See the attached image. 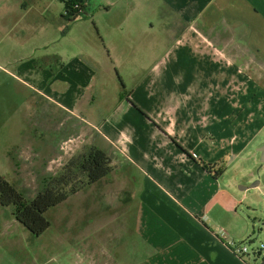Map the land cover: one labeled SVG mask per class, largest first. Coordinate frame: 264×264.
Returning <instances> with one entry per match:
<instances>
[{"label": "crops", "instance_id": "0c3cea01", "mask_svg": "<svg viewBox=\"0 0 264 264\" xmlns=\"http://www.w3.org/2000/svg\"><path fill=\"white\" fill-rule=\"evenodd\" d=\"M126 2L121 7L123 12L143 11L137 0ZM86 4L89 7L88 0ZM146 6L148 11L158 13L162 9L175 28L180 23H205L214 29L225 23L229 28L245 29L250 72L241 79L242 86L240 82L237 86L243 93L251 85L261 86L264 91V0H148ZM99 9L110 11L105 4ZM3 24L0 23V33L7 34L12 46L16 40L25 41L16 31L17 23H7L6 27ZM114 24L120 29L127 23ZM69 25L73 24L65 27L56 23L53 27L48 23H25L24 31L36 40L23 45V49L31 48L25 58L14 57L0 46V74L7 76L0 84V175L18 189L23 187L18 184L22 163L47 171L48 153L42 144L45 133H35L34 117L52 107L95 125L102 114L97 94L105 103L110 100L107 93L105 99L104 96L110 77L117 74L113 58L121 52L120 47L110 48L106 38L109 31L99 26L93 51L82 52L79 46L70 50L75 40L68 39L73 32ZM188 29H193L192 24ZM173 32L177 35L176 29ZM143 33L142 30L136 39L141 40ZM237 54L239 60L245 59ZM7 66L16 69L9 71ZM174 74L172 81L160 83L171 88L168 95L157 88L163 98L160 101L148 102L150 96L137 100V91L126 100L123 93L110 100L115 103L112 112L95 126L101 128L103 140L115 146L119 168L129 163L132 170L116 173L119 178L112 179L119 169L113 165L114 171L107 179L49 212L52 226L36 240L52 236V253L71 254L69 261L55 264H264V252L259 256L235 255L217 234L223 230L228 239L237 243L254 241L256 222L264 223V203L251 195V186L228 185L223 179L225 171L216 176L227 156L234 163L252 151L264 130V100L254 106L247 121L241 118L244 103L233 106L237 107L233 119L228 118L230 113L223 112L218 99L215 109L208 104L212 99L206 97L200 109L193 111L185 100L178 101L176 96L173 100L174 87L181 84L177 80L182 81L183 70ZM219 76L223 78L221 70ZM185 87V93L192 90L191 83ZM205 106L212 110L204 112ZM25 107L17 121L18 110ZM163 108L176 110L165 116L158 111ZM33 139H39V148L26 146ZM202 162L215 168L207 171ZM115 189H119V195ZM33 238L11 208L0 203V264H13L7 262L13 253L23 255L18 264H54L51 260L41 261L39 252L32 256Z\"/></svg>", "mask_w": 264, "mask_h": 264}, {"label": "rangeland", "instance_id": "374dc122", "mask_svg": "<svg viewBox=\"0 0 264 264\" xmlns=\"http://www.w3.org/2000/svg\"><path fill=\"white\" fill-rule=\"evenodd\" d=\"M126 1L88 0L89 7L87 8V13H84L79 21L68 27L73 28V32L69 34L68 39L75 40L72 43L74 49L69 48L70 50H75V47L79 46L82 52L88 53L93 51V41L96 42L98 38L96 31H98L99 26L105 32L109 31L106 34V38L109 41L108 46L110 48L120 47L119 51L121 52L114 54L113 58V62L118 67L117 74L115 73L113 77H110L111 81L108 87L106 86L107 90L104 99L106 98V93L107 98L110 100H114L118 95L120 96L123 93L126 94V100V96L130 97L133 91H137V100L142 99L144 96H150L148 102L154 101V99L160 101L163 98L160 92H157V88H162L165 95H168L171 90L169 87H163L160 84L161 81H167L168 79L172 81L176 76L174 73L181 69L183 70L182 77H180L182 81L177 80L181 84H176V87H174L173 100L175 98L178 101L185 100L183 102L187 103V108L195 111L197 108L200 109L206 97L209 100L212 99L208 104L211 105L212 109H215L214 104L218 99V103L223 106V112L230 113L229 119H233L232 115L236 112L235 109H237V107L233 106L244 103L246 106L245 111L241 114V118L246 121L249 119V115L255 110L254 106L264 100V91L261 86L256 88L254 85H251V88L243 93L237 86L239 82L242 86L241 79L247 77L246 74L250 72L247 66L248 49L247 32H245V29L241 27L236 29L229 28L225 23L217 24L214 26V29L206 27L205 23H180V27L175 28L172 27L175 23H168V15L162 9L160 13L148 11L146 8L148 0H137V3L143 8V11L139 12H123L121 7L127 4ZM101 4L109 6L110 11L100 10L99 6ZM64 17L65 5L63 0H0V23H4L5 27L8 25L7 23H17L16 31L20 33V38L25 40L23 43H18V40H16L17 44L12 46L11 43L7 42L9 40L7 34L0 33V46L6 47L5 51L14 57L17 56L19 59L25 58L31 52V48L23 49V45L25 46L27 43L36 41L34 35L24 31L25 23H48L49 26L52 25L53 27L57 23V25L63 24L66 27L70 22ZM114 23L127 24L123 28L116 29ZM191 24L193 29H188ZM173 29L177 30V35L173 32ZM142 30L144 32L142 39H136V36L140 35ZM184 35L187 36L186 39H183ZM201 36L205 37L209 42H206ZM180 40L182 41L179 42ZM56 50H61L60 46ZM51 51H54V49L51 48ZM196 52L203 53L202 55L205 56L198 55ZM237 52H239L241 57L245 56V59L239 60ZM116 55L119 57H116ZM140 55L143 58H139ZM137 56L138 58H136ZM206 56H208L207 59L205 58ZM5 68L9 71L16 69L14 66H7ZM220 70L223 74L222 79L219 76ZM238 70L240 74H236ZM6 78L7 76L1 73L0 84H3ZM190 83L192 90L185 93L187 87L184 88V86L187 84L189 86ZM99 95L100 93L96 97L99 98V105L102 106L100 108L102 114L94 122L98 126L112 112L111 110L115 104L110 100H107V103H105ZM254 99L256 100L254 101ZM206 109L208 110L206 107L204 112ZM25 110L26 107L18 110L17 121L22 118L19 113H24ZM175 110L167 108L158 109L165 116H168V111L174 113ZM261 120H264V117ZM33 121L35 123L33 125L36 129H33L36 131L35 133H45L42 144L47 149L48 160L47 171L35 170L37 166L30 165L27 162L19 166L22 169L19 173L21 175L20 180H23L21 184L19 180L18 184L23 186L20 190L24 191L29 198L37 194L43 177L56 175L61 172L70 160L82 154L89 146L95 145L107 150L112 159V166L114 165L115 168H119V156L114 154L116 148L114 145L111 146L109 142L103 140V132L100 127L63 114L52 107H48L45 113L42 112V116L34 117ZM223 124L226 126L225 119ZM23 126V124L20 125V130H22ZM258 129L256 127L257 131ZM103 130L110 135L108 128L104 127ZM39 144V139H33L26 146L39 148ZM263 147L264 130L253 143L250 153L247 152L234 163L228 160L230 156H227V161L224 160L220 163V168L225 171L223 179L230 186V183H233V186L235 185L239 188V186H252L259 182L257 188L250 189L249 191L261 204L264 203V154L258 150L263 149ZM118 170H116L112 179H118V173L130 172L132 166L129 163L121 164ZM91 187L89 186L84 189L83 192H87ZM115 190H117L115 194L119 195V189ZM54 210L55 208L51 212ZM256 224V234L252 246L258 247L264 244V223L260 221L259 223L256 222ZM51 238L52 236L50 237L49 235L41 240H36L38 238L34 237L31 250L32 256L39 252L41 261L44 259L51 260L52 263L56 261H69L71 257L70 252L64 254L52 253L54 251L50 247ZM22 260V254L14 255L13 253L7 262L18 264Z\"/></svg>", "mask_w": 264, "mask_h": 264}, {"label": "trees", "instance_id": "16d2710c", "mask_svg": "<svg viewBox=\"0 0 264 264\" xmlns=\"http://www.w3.org/2000/svg\"><path fill=\"white\" fill-rule=\"evenodd\" d=\"M65 19L70 24L79 21L87 13V0H63ZM203 168L211 171L215 165L202 162ZM114 171L112 159L107 150L92 145L77 157H74L56 175L43 177L37 194L29 198L5 177L0 175V203L11 208L17 221L34 237L40 238L52 226L48 213L65 203L70 197L89 186L107 179ZM224 170H218L216 176H222Z\"/></svg>", "mask_w": 264, "mask_h": 264}, {"label": "built area", "instance_id": "2783aa9c", "mask_svg": "<svg viewBox=\"0 0 264 264\" xmlns=\"http://www.w3.org/2000/svg\"><path fill=\"white\" fill-rule=\"evenodd\" d=\"M219 238L225 240L226 245L233 251L235 255L239 256H259L264 252V244L255 247L252 246L254 241H247L244 243H237L232 239H228L227 234L225 231L220 230L218 233Z\"/></svg>", "mask_w": 264, "mask_h": 264}, {"label": "water", "instance_id": "95a60500", "mask_svg": "<svg viewBox=\"0 0 264 264\" xmlns=\"http://www.w3.org/2000/svg\"><path fill=\"white\" fill-rule=\"evenodd\" d=\"M261 152L264 154V147H263V149H261ZM258 185H259V182H257V183H255L254 185H252L250 189L257 188Z\"/></svg>", "mask_w": 264, "mask_h": 264}]
</instances>
